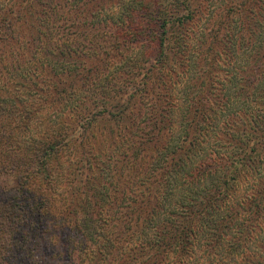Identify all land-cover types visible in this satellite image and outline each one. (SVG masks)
<instances>
[{"label":"rangeland","instance_id":"374dc122","mask_svg":"<svg viewBox=\"0 0 264 264\" xmlns=\"http://www.w3.org/2000/svg\"><path fill=\"white\" fill-rule=\"evenodd\" d=\"M45 1L0 0V14L8 9L7 17L12 26L7 37L0 41L7 60V71L0 78V121L6 127L0 126V131H6L5 137L0 133V203L16 199L32 210L39 201L47 204L51 199L47 207L49 212L36 214L32 210L26 216L30 220H25L24 226L13 232L12 239L21 237L24 241L21 249L11 245L0 252V257L5 262L6 256H10L13 264H74L73 260L76 264H97L100 259L96 254L98 242L106 252L107 246L122 241H117L116 235L111 233L112 225L105 223L102 231L97 229L92 234V230L89 232L86 228L92 227L91 224L71 222L73 219L70 220L68 211L72 206H67L72 201L82 197L79 209L83 219L88 217L86 213L90 210L86 196L92 195L102 207L107 205L109 193L119 198L117 201H121L122 206L132 198L138 202L157 192L151 183L156 182L154 178L159 170L162 171L163 163L168 166L172 159L182 156L188 166V171L184 170L185 177L190 171L197 176L213 157L220 158L225 153L220 145L228 143L230 131L242 132L249 123L250 113L264 117V102L255 96L248 100L254 104L252 110L246 116L238 115L234 109L236 95L227 91L233 80L245 77L248 64H253L250 55L254 52L247 49L250 47L247 43L253 41L246 40L243 47L240 43L236 47L238 38L235 35L241 37L243 34L248 39L264 31V0H192V16L182 24L176 21L172 25L169 38L174 47L168 52L165 49L163 54L156 48L145 49L142 38L135 48L130 45L116 48L118 43H114L108 49L112 42L109 31L114 33L116 29L107 26L110 22L123 23L120 10L108 12L110 4L104 6L106 22H100L102 16L86 17V20H77L72 29L60 27L70 26L72 20L58 6L63 14L54 18L60 21V26L51 32L42 9ZM253 1L257 2L256 6ZM234 4H244L245 10L235 12ZM145 21L144 18L141 23ZM252 21L259 22L257 30L251 26ZM137 23L134 19V26ZM241 25L245 29L243 33L239 32ZM202 33L206 35V44H201ZM209 33H216L217 38L207 37ZM42 34L62 47L58 51L65 52L63 56L49 57L56 62L52 83L55 89L47 92L49 95L41 92L34 95L35 89L30 91L22 87H18V91L13 75H22L47 64L42 54L45 49H41L45 44ZM2 35L0 33V37ZM135 36L130 33L128 38ZM240 46L237 53L235 50ZM153 51L154 60L142 63ZM18 63L24 70L17 66ZM141 65L143 67L139 68ZM27 85H30L28 81L24 86ZM4 90L9 93L3 94ZM259 90L260 87L253 88L249 93ZM65 92L73 93L70 111L64 107ZM12 99L15 101H10ZM236 120L240 122L237 127L233 124ZM218 122L221 126L214 131L216 135L210 132L209 136L201 138L203 125L210 129ZM57 134H66L72 140L71 149L56 154L48 165L42 164L41 149ZM190 141L195 146L189 149L188 155L183 151L168 158L174 145L180 147L187 143L188 149ZM150 179H153L151 183ZM245 183L253 186V181ZM253 190L245 191L244 199L252 201ZM167 209L164 207L163 212L158 209L159 215L153 219L174 224L168 219ZM61 211L67 213L68 218L61 217ZM110 214L115 218V211ZM248 217L244 214L236 223ZM256 222V230L250 235L257 241L250 245L252 253L249 256L252 260H263L264 216ZM83 229L88 234L87 244L83 242ZM234 232L232 230V234ZM202 248L205 249L204 245ZM115 249H119L118 246ZM202 253L199 249L186 264L206 262L208 256ZM116 254L110 257L111 264L121 259V255L116 258ZM143 259L138 251L127 264H147L148 260ZM165 259L164 264H178L177 261H185V256L172 252Z\"/></svg>","mask_w":264,"mask_h":264},{"label":"trees","instance_id":"16d2710c","mask_svg":"<svg viewBox=\"0 0 264 264\" xmlns=\"http://www.w3.org/2000/svg\"><path fill=\"white\" fill-rule=\"evenodd\" d=\"M146 1H150L149 4H146ZM106 4H110V7H107L108 12L111 10L112 13L115 9L120 10L123 20L120 25L119 23L116 25L110 22L107 26L109 29H116L114 33L109 31V37L112 42L109 40L110 47L108 49H111L114 43H118L115 45L116 48H120L121 45L123 47L130 45L135 48L139 44L140 38H142V45L146 44L145 49L156 48L162 51V54L167 49L168 52V49H173L174 47L170 43L169 38L172 25L176 21L179 24L184 23L186 19H190L188 16L193 14L191 9L192 0H46L42 5V9L45 12V19L48 25L51 26L52 32L54 28H59L60 26L58 24L60 21L55 20L54 16L62 15L63 13H66V17L72 20L70 26H60L64 29H72L75 27L73 24H76L77 20L83 21L89 17L102 16L100 22H106L104 19V15L107 14L104 8ZM253 4L256 6L257 2L253 1ZM68 5L70 6L66 9ZM58 6H60L61 10L63 9V13L58 9ZM233 10L235 12L244 11L245 5L237 4L235 6L234 4ZM3 13L0 14V33L3 34L0 37V41L7 37L12 29L7 17L8 9H5ZM144 18L146 21L141 23ZM134 19L138 22L137 26H134ZM250 24L255 30L260 26L257 21H252ZM244 30V26L241 25L239 32L243 33ZM218 31L219 29L217 28L216 33ZM130 33H135L136 36L133 39L128 38ZM216 33H209L207 37L217 38ZM125 35L126 37H124ZM235 36L238 38L236 44H234L236 47L240 44L243 47L247 41H253L251 44L247 43L250 45L247 49H252L254 52L250 55L253 64L251 66L248 64V69L244 74L245 77L233 80V84L227 89V91L234 92L236 95L234 109L238 111V115L241 113L246 116V113L254 107V104L248 101L249 99L255 96L258 101L264 102V31L260 35H255L254 38L246 39L243 34L241 37ZM42 37L43 41L45 40V44L41 49H45L42 54L47 58V64L42 67H36L34 70L32 69L24 74L21 73L22 75L20 73L13 75L12 79L18 91V87H22L28 88L30 91L35 89L33 91L34 95H39V92L49 95L50 93L47 92L55 89L52 83L55 77L53 66L56 62H53L49 57L55 54L63 56L65 52L63 50L58 51L62 47L58 46L57 43L54 44L51 38L47 40L43 34ZM204 39H206V35L202 33L201 44L207 43V39ZM208 49L211 50L212 48L208 47ZM239 49H241V46L235 51L238 53ZM4 55L5 50L0 48V78L7 71V60ZM69 56L70 54L67 53L66 57ZM147 56V60L142 63L146 62L147 64L153 61L154 51L151 54H147ZM247 56L249 57L246 53ZM138 64H141V62ZM17 66L24 70L21 63H18ZM142 67L143 65L139 66V68ZM36 78L40 82L36 81ZM23 79L25 81L20 82ZM27 81L30 85L24 86ZM40 84L44 87L42 85L39 87ZM259 87L260 90L258 92L252 91V93H249L250 89ZM8 93L9 91L7 90L3 91V94ZM65 94L67 98L65 99L64 107L67 106L70 111V107H72L74 102L73 100L71 101L73 93L68 94L65 92ZM10 101H15V99ZM223 108L225 112V107ZM28 112L26 115H28ZM250 114L249 123L245 127H243L244 125L241 126L244 128H242V132L239 134L233 132L234 130L230 131L233 134H229L228 143L220 145L225 153L220 158L213 157L212 161L205 168H202L201 173L197 174V176H194L193 172L190 171V174L185 177L184 170L188 171V166L182 160V156H180L172 159L168 166L164 163L162 164L160 167L162 171L159 170L156 174L157 178H154L156 182L151 183L153 179L149 180V183L154 188H157H155L157 192L149 194L141 200L137 199L138 202L136 198L131 197L132 199H129V202L126 201L125 205L122 206V202L117 201L119 198H115L112 193H109L106 197L110 199H108L107 205L105 204L102 207L92 195L86 196L90 210L86 213L88 217L83 219L79 209V198L82 199V197H77L72 201L67 206V208L72 206L70 211H68L70 220L73 219L71 222L88 223L85 226L91 224L94 230L90 226L86 228L89 232L92 230V234L97 229L102 231L105 223L112 225L111 233L116 235L117 241H122L118 245L114 243L112 246L110 244L111 247L107 246L106 252L102 250V247H100L101 243L98 242L96 254L99 255L100 259L98 263H95L111 264L110 262L113 260L110 257L120 250L116 254V258L121 255V259H117L116 264L132 262L134 253L138 251L143 256V261L148 260L147 264H164L165 256L172 252H178L185 256V261L177 262L178 264H186L200 249V251L203 250L202 256H208L207 261L202 264H264V259L252 260L249 256L252 253L250 245L257 241L253 240L254 237L252 238L250 233L256 230L258 218L264 216V117L258 113ZM220 123L211 125L210 129H208V125H203L201 138L209 136L210 132L218 130L221 126ZM233 124L237 127L240 122L236 120ZM0 126L6 129L1 121ZM248 126L250 128H246ZM0 133L5 137L6 131H0ZM214 135H216V132H214ZM55 141L57 143L53 145ZM71 144L72 140L67 138L66 134L52 136V139L41 149L42 164L48 165L56 154L60 155L71 149ZM189 144L190 147L188 149H186L187 143L182 144L180 147L174 145L172 147L174 148L173 151H169L168 158L172 155L176 156L183 151V154L188 155L189 149L195 146L192 141ZM173 160H177V163ZM82 164L84 165V163ZM73 179L75 180V178ZM247 180L253 181L252 187L245 183ZM250 188L254 190L251 195L252 201L249 202L247 198L244 199L243 194ZM50 200L47 201V204L39 201L38 205L36 206L35 204L32 210L36 214L49 212L47 207L50 205ZM64 201L63 205L65 206ZM245 203L247 204L243 205ZM121 206L122 209L120 211L119 208ZM27 207L25 203L16 199L0 203V252L5 251L6 248H11V245L13 248L15 245L18 250L21 249L24 242L21 237L12 238L13 232L24 226L25 220L27 222L30 220L26 219V216L32 210L27 209ZM164 207H168V219L173 220L174 224L153 219L159 215L158 212H163ZM171 207H177L178 209L172 210ZM113 211H115V218L113 214H110ZM250 211H252V214ZM60 213L61 217L68 218L67 213L63 211ZM244 214L249 215L248 219L244 222L236 223ZM33 216L35 214L32 215L31 219ZM234 224L237 225L234 226ZM79 225L81 226V224ZM232 230L235 231L233 234ZM83 231V242L87 244L88 234L85 229ZM231 234L232 237L228 238ZM153 243L156 245H153ZM202 245H204L205 249H201ZM117 246L119 249H115ZM155 250L157 251L152 254ZM240 257L241 259H239ZM5 262L0 257V264H9L10 262L13 264L8 255ZM91 262L92 260H89V263ZM73 263L76 264L74 260Z\"/></svg>","mask_w":264,"mask_h":264}]
</instances>
